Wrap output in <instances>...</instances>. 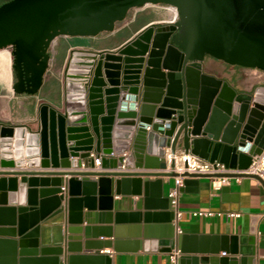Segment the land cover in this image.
<instances>
[{"label":"water","instance_id":"95a60500","mask_svg":"<svg viewBox=\"0 0 264 264\" xmlns=\"http://www.w3.org/2000/svg\"><path fill=\"white\" fill-rule=\"evenodd\" d=\"M150 3L174 6L177 19L152 21L116 49H72L56 105L41 100L35 121L0 119V264H64L66 249L69 264H111L101 248L120 250L127 240L91 239L85 226L84 244L96 251L83 253L81 223L98 206L112 209L113 191L137 195L134 213L144 208L146 222H168L164 249H180L176 264H253L252 249L241 250L235 236L204 244L176 231L163 184L179 174L168 169L169 149L243 168L264 148V85L238 91L203 66L211 55L264 70V0H8L0 49L11 47L14 93L39 94L57 37L114 32ZM92 150L114 152L118 169H79L81 158L95 166ZM181 175V190H197L205 174Z\"/></svg>","mask_w":264,"mask_h":264},{"label":"crops","instance_id":"0c3cea01","mask_svg":"<svg viewBox=\"0 0 264 264\" xmlns=\"http://www.w3.org/2000/svg\"><path fill=\"white\" fill-rule=\"evenodd\" d=\"M151 4L154 6L150 9H142L129 15L114 32H103L98 36L57 37L54 43L53 58L38 95L15 94L10 89V76L5 77L0 74L3 88L2 94H0V119L12 122L35 121L39 115L38 107L41 100L44 99L56 105L63 91L65 68L71 57L72 49H116L152 21L174 19L175 12L171 6L166 7L159 3ZM126 25L128 28L124 33H121V29ZM203 66L204 70L228 80L238 91L250 92L255 86L264 85V70L258 67L231 64L214 58H205ZM182 149L179 148V150ZM115 160V156L107 157L106 162L103 163L104 167H98V169H118L115 166L112 167ZM31 168L36 170L70 169L52 166ZM124 168L151 169V171L160 169L140 166L135 168L124 166ZM62 176L67 178L70 174H62ZM157 177L159 176L149 175L150 179ZM175 183L174 176L164 178L165 195H168L170 188ZM63 188L66 189L65 186ZM113 195L112 209H102L98 206L89 218L83 216L81 223L84 227V231L81 233L82 252L95 253L96 251L84 244L85 226H88L91 239L113 240L119 236L121 239L127 240L120 250L115 248V244L101 248V252L110 254L111 264H176L175 260L171 258V253L178 249L180 254V249L177 247L172 250L164 249L170 243V238L166 237L168 222L162 221L160 216L146 222L142 215L144 208L140 209V215H136L134 211L138 209L135 201L138 196L135 194H117L113 191ZM179 207L183 210V216L178 222L173 220L176 231L180 227L183 232L197 234L200 236L199 241L204 244H212L216 242V238L222 240V235L229 236L230 240L231 236H235L241 250L252 249L253 264H264V184L256 176L231 177L230 182L219 190L213 188L209 175L200 176L197 190H181ZM198 209L239 211L240 215L233 216L225 212L214 215H193L192 212ZM84 211H87L86 206H84ZM4 223L6 220L0 219V226H3ZM61 225L62 229L59 234L67 235L66 227L69 223L65 220ZM251 226L255 229L253 232L250 231ZM203 235L206 236L202 237ZM249 236H252V239ZM223 251L225 250H220V256L225 255ZM68 253L70 252L66 249V253L62 254L65 255L64 264H69Z\"/></svg>","mask_w":264,"mask_h":264},{"label":"built area","instance_id":"2783aa9c","mask_svg":"<svg viewBox=\"0 0 264 264\" xmlns=\"http://www.w3.org/2000/svg\"><path fill=\"white\" fill-rule=\"evenodd\" d=\"M177 19V14L174 17ZM90 155L94 158V167H89L86 158H81V165L79 169H98V167H104V157L115 156L114 152L109 154H98L95 150L90 152ZM166 157L168 159V169L179 172L176 178V183L170 188L168 195L171 197L172 205L175 208V222L183 216V210L179 207L180 198V185L183 183L184 176L182 172L189 171L196 174H205L211 177L212 186L214 189L219 190L223 185L230 182L231 177L239 178L242 175L256 176L264 184V148L260 152H254L251 154L250 163L243 168L238 166H231L219 159L211 160L209 158L202 157L191 151L176 150L174 153L171 150H167ZM174 161V165L171 162ZM1 168V167H0ZM227 213L228 215H240L239 211H223L213 209H198L194 210L193 215H214ZM181 231L180 227L179 230ZM223 253H226L223 251ZM179 254V250H175L171 253V258L176 259Z\"/></svg>","mask_w":264,"mask_h":264},{"label":"rangeland","instance_id":"374dc122","mask_svg":"<svg viewBox=\"0 0 264 264\" xmlns=\"http://www.w3.org/2000/svg\"><path fill=\"white\" fill-rule=\"evenodd\" d=\"M159 4H161L163 6H166V7H170L169 4H167V3H159ZM153 6L154 5L150 3L147 6H137V7H134L132 9L130 15H132L136 11H140L142 9H150ZM127 28H128L127 25L125 27H123L121 29V33H124ZM7 50H9L11 52V47H7ZM205 58L206 59L207 58L218 59V58H215V57H213L211 55H207ZM0 74L4 75L5 77H9L10 76V79H11L10 89H11V91H14L13 90L14 73H13V66H12V63H11V54L9 56H7V57L0 56ZM2 90H3L2 83L0 82V94H2L1 93Z\"/></svg>","mask_w":264,"mask_h":264},{"label":"flooded vegetation","instance_id":"af4514ba","mask_svg":"<svg viewBox=\"0 0 264 264\" xmlns=\"http://www.w3.org/2000/svg\"><path fill=\"white\" fill-rule=\"evenodd\" d=\"M6 1H8V0H0V5L2 3L6 2ZM10 54L11 53L8 50H5V49L0 51V56H2V57H7ZM13 73H14V81H15L17 79V75H16V70L14 68H13Z\"/></svg>","mask_w":264,"mask_h":264},{"label":"bare ground","instance_id":"6f19581e","mask_svg":"<svg viewBox=\"0 0 264 264\" xmlns=\"http://www.w3.org/2000/svg\"><path fill=\"white\" fill-rule=\"evenodd\" d=\"M169 6H171L172 7V9L174 10V12H175V15L177 14V11H176V8L174 7V6H172V5H169ZM7 50V48H2V49H0V51L1 50ZM9 51V50H8ZM10 52V51H9ZM11 61H12V59H11Z\"/></svg>","mask_w":264,"mask_h":264}]
</instances>
